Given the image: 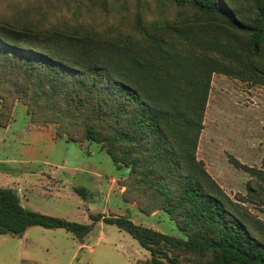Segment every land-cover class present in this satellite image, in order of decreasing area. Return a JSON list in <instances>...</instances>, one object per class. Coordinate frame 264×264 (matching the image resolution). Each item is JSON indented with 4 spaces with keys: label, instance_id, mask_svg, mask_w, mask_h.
Here are the masks:
<instances>
[{
    "label": "trees",
    "instance_id": "trees-1",
    "mask_svg": "<svg viewBox=\"0 0 264 264\" xmlns=\"http://www.w3.org/2000/svg\"><path fill=\"white\" fill-rule=\"evenodd\" d=\"M133 1L129 15L126 0H35L39 11L0 13V92L21 96L36 118L62 114L66 139L95 142L117 168L127 167L128 181L181 235L125 216L95 213L80 223L49 215L4 185L0 234L39 225L82 237L102 221L149 252L138 264H264V221L239 203L264 213V160L250 170L247 198L235 201L196 157L212 76L264 86V0H157L177 10L170 18ZM118 6L113 23H91L94 9ZM62 9L73 15L49 19ZM73 190L88 195L86 187Z\"/></svg>",
    "mask_w": 264,
    "mask_h": 264
},
{
    "label": "rangeland",
    "instance_id": "rangeland-1",
    "mask_svg": "<svg viewBox=\"0 0 264 264\" xmlns=\"http://www.w3.org/2000/svg\"><path fill=\"white\" fill-rule=\"evenodd\" d=\"M34 2L0 0V13L39 11ZM126 2L129 15L134 1ZM140 3L153 16L170 18L177 13L157 0ZM118 10L119 6L96 8L90 21L102 29L113 23L111 16ZM70 14L72 9L71 13L62 9L49 19L67 20ZM2 100L6 107L1 108ZM0 110V123H5L0 124V185L16 188L25 206L80 223H90L89 215L95 213L125 216L136 224L181 235L153 198L128 181L127 167L117 168L95 142L66 139L67 119L62 114L46 115L40 108L36 118L21 96L4 97L1 92ZM196 157L231 199L247 198L250 170L261 169L264 160V86L219 73L212 76ZM76 186L86 187L88 195L76 193ZM239 203L264 221V213L251 202ZM149 256L129 233L102 221L82 237L39 225L21 236L0 234V264H138Z\"/></svg>",
    "mask_w": 264,
    "mask_h": 264
}]
</instances>
